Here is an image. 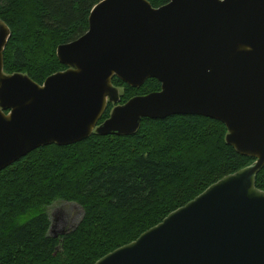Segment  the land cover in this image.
<instances>
[{"label":"water","instance_id":"1","mask_svg":"<svg viewBox=\"0 0 264 264\" xmlns=\"http://www.w3.org/2000/svg\"><path fill=\"white\" fill-rule=\"evenodd\" d=\"M10 35L0 19V172L45 145L132 134L143 118L173 115L224 122L227 142L256 158L95 264H264V0H102L88 31L58 47L67 69L43 84L5 72ZM115 77L162 88L100 124L119 100Z\"/></svg>","mask_w":264,"mask_h":264},{"label":"trees","instance_id":"2","mask_svg":"<svg viewBox=\"0 0 264 264\" xmlns=\"http://www.w3.org/2000/svg\"><path fill=\"white\" fill-rule=\"evenodd\" d=\"M102 0H0L11 35L5 72L36 82L67 69L58 47L89 29ZM154 7L170 0H149ZM119 104L159 91L148 79L133 87L118 77ZM109 102L100 124L110 117ZM229 130L203 115L143 118L132 134L102 135L70 145L49 144L0 172V264H95L186 205L225 176L253 164L227 142ZM264 191V168L257 175ZM75 202L84 214L60 236L51 233L49 207Z\"/></svg>","mask_w":264,"mask_h":264},{"label":"rangeland","instance_id":"3","mask_svg":"<svg viewBox=\"0 0 264 264\" xmlns=\"http://www.w3.org/2000/svg\"><path fill=\"white\" fill-rule=\"evenodd\" d=\"M116 91L119 100L117 102L113 101L115 107L121 105L119 103L123 94V89L116 88ZM49 214L53 221L51 233L60 236L63 233L74 229L79 224L84 211L82 206L78 203L59 200L49 207Z\"/></svg>","mask_w":264,"mask_h":264}]
</instances>
